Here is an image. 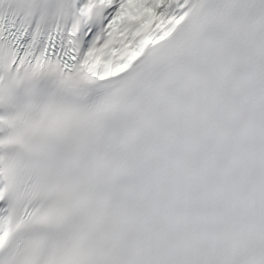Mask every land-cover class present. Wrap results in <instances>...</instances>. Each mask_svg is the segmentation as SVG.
Returning <instances> with one entry per match:
<instances>
[{
    "label": "snow or ice",
    "instance_id": "1",
    "mask_svg": "<svg viewBox=\"0 0 264 264\" xmlns=\"http://www.w3.org/2000/svg\"><path fill=\"white\" fill-rule=\"evenodd\" d=\"M0 264H264V0H0Z\"/></svg>",
    "mask_w": 264,
    "mask_h": 264
}]
</instances>
